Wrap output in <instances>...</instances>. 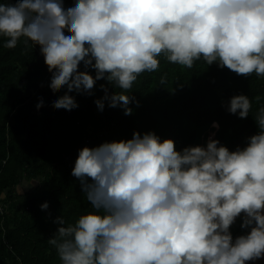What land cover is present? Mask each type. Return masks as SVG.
Segmentation results:
<instances>
[{
  "label": "clouds",
  "instance_id": "clouds-1",
  "mask_svg": "<svg viewBox=\"0 0 264 264\" xmlns=\"http://www.w3.org/2000/svg\"><path fill=\"white\" fill-rule=\"evenodd\" d=\"M0 37L8 49L21 37L39 45L49 87L65 89L52 100L57 109L78 107L69 93L91 95L103 79L123 91L109 95L99 85L97 109L107 101L131 115L128 90L139 74L158 69L161 54L186 68L202 59L264 77V0H7L0 3ZM221 106L243 119L252 105L237 94ZM255 125L258 131L231 151L217 139L177 150L173 139L136 130L130 139L80 148L71 175L93 211L67 225L62 216L54 221L48 243L61 264L264 259V107ZM237 217L248 231L234 238Z\"/></svg>",
  "mask_w": 264,
  "mask_h": 264
},
{
  "label": "trees",
  "instance_id": "trees-1",
  "mask_svg": "<svg viewBox=\"0 0 264 264\" xmlns=\"http://www.w3.org/2000/svg\"><path fill=\"white\" fill-rule=\"evenodd\" d=\"M24 40L21 37L15 48L8 49L0 37V205L4 207L0 264H61L55 247L48 243L58 226L54 221L62 216L67 225L93 211L71 175L80 148L130 139L136 130L173 139L177 150L217 139L231 151L243 147L246 137L258 131L255 117L264 107V77L255 73L239 76L202 59L186 68L161 54L158 69L139 74L128 90L131 115H124L120 107H108L107 101L102 111L97 109L94 100L104 95L99 85L104 84L109 95L123 91L103 79L91 95L69 93L78 107L57 109L52 100L65 89L49 87L50 69L43 51ZM237 94L248 96L252 105L243 119L221 106ZM41 97L43 103L37 107ZM22 181L35 184L19 194L15 188ZM45 201L48 208L42 210ZM241 222L237 217L230 226L234 238L248 231L240 227Z\"/></svg>",
  "mask_w": 264,
  "mask_h": 264
},
{
  "label": "rangeland",
  "instance_id": "rangeland-1",
  "mask_svg": "<svg viewBox=\"0 0 264 264\" xmlns=\"http://www.w3.org/2000/svg\"><path fill=\"white\" fill-rule=\"evenodd\" d=\"M36 182V181H35ZM29 183V186L26 187ZM35 183H33V181L27 182V181H22L20 182V184L15 188V192L22 194L24 192L29 191L30 189H32L33 185ZM2 205V204H1ZM0 213H4V207L2 206V212Z\"/></svg>",
  "mask_w": 264,
  "mask_h": 264
},
{
  "label": "crops",
  "instance_id": "crops-1",
  "mask_svg": "<svg viewBox=\"0 0 264 264\" xmlns=\"http://www.w3.org/2000/svg\"><path fill=\"white\" fill-rule=\"evenodd\" d=\"M248 264H264V259H258L256 261H249Z\"/></svg>",
  "mask_w": 264,
  "mask_h": 264
},
{
  "label": "built area",
  "instance_id": "built-area-1",
  "mask_svg": "<svg viewBox=\"0 0 264 264\" xmlns=\"http://www.w3.org/2000/svg\"><path fill=\"white\" fill-rule=\"evenodd\" d=\"M0 212H2V205H0ZM20 264V263H19Z\"/></svg>",
  "mask_w": 264,
  "mask_h": 264
}]
</instances>
